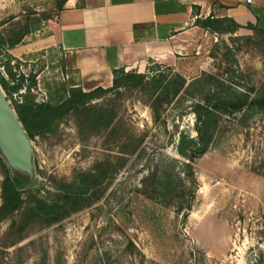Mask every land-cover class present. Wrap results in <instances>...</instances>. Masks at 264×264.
Listing matches in <instances>:
<instances>
[{
  "label": "rangeland",
  "instance_id": "374dc122",
  "mask_svg": "<svg viewBox=\"0 0 264 264\" xmlns=\"http://www.w3.org/2000/svg\"><path fill=\"white\" fill-rule=\"evenodd\" d=\"M30 3L17 19L0 20L3 34L25 23L34 29L36 18L40 27L58 11L55 0ZM247 37L225 35L215 41L205 35L200 69L188 74L181 66L159 70L183 74L188 83L207 73L241 90L257 89L264 86V56ZM19 62L10 65L17 76H34L29 95L35 101L56 103L71 80L76 84L70 61L51 50ZM27 86L12 100H21ZM193 103L182 95L163 107L156 123L146 91L121 90L108 102L117 114L109 128L80 129L68 117L53 133L31 140L33 192L53 191L107 158L127 161L106 179L99 201L55 225L33 223L18 235L20 213L0 222V264H264V112L222 118L213 144L194 162L199 186L187 216L142 195V179L166 158H179V134L196 136ZM2 174L0 166V185ZM112 174L113 167L107 176Z\"/></svg>",
  "mask_w": 264,
  "mask_h": 264
},
{
  "label": "trees",
  "instance_id": "16d2710c",
  "mask_svg": "<svg viewBox=\"0 0 264 264\" xmlns=\"http://www.w3.org/2000/svg\"><path fill=\"white\" fill-rule=\"evenodd\" d=\"M58 10L62 4L55 0ZM62 1V0H61ZM256 17L255 25H247L252 36L246 39L257 47L264 56V8L253 10ZM36 28L41 20H34ZM3 23L0 21V26ZM195 25L207 32L222 36L234 35L240 26L230 18L197 19ZM35 28V27H34ZM33 29L29 24L18 25L16 30L3 34L0 30V67L4 68L8 78L0 70V86L22 124L29 140L51 134L66 118L73 117L80 129H91L94 126L109 128L117 114L108 104L115 96H121V90L141 89L147 92L152 118L159 122L164 106L177 102L182 95L194 99L191 111L195 117V137L182 132L175 145L179 158H166L154 171L145 176L142 181V195L165 207H172L176 214L187 216L192 210L198 181L195 177L194 162L204 155L214 142L223 117H242L250 112H264V86L257 89L243 90L207 73L193 79H186L172 72H161L158 64L148 67L146 73L125 71L123 68L113 70L110 87H96L84 91L70 81L66 96L56 103L39 102L29 95V90L35 87L34 76L18 75L11 62L19 65V60L13 58L7 51L23 42L24 37ZM138 28L134 29L136 40L139 39ZM244 37V36H242ZM228 50V46H225ZM28 83L27 92L21 100H12ZM118 99V98H115ZM115 161L109 158L97 162L94 167L81 172L69 182H59L53 191L44 193L33 192L30 187L33 180L21 176L11 170L0 156L3 179L0 185V222L20 213L17 233L21 235L31 224L39 223L45 227L55 225L86 207L99 201L104 195L106 179L113 178L126 164V158L115 156ZM113 167V174L107 176L108 169Z\"/></svg>",
  "mask_w": 264,
  "mask_h": 264
},
{
  "label": "crops",
  "instance_id": "0c3cea01",
  "mask_svg": "<svg viewBox=\"0 0 264 264\" xmlns=\"http://www.w3.org/2000/svg\"><path fill=\"white\" fill-rule=\"evenodd\" d=\"M58 1L62 9L7 52L19 61L46 50L60 54L70 61L84 91L110 87L113 70L119 68L146 73L158 64L194 73L201 68V37L219 38L196 26L197 19L230 18L240 26L234 36H250L247 25L256 24L253 10L264 8V0ZM24 5L30 0H0V20L17 19Z\"/></svg>",
  "mask_w": 264,
  "mask_h": 264
},
{
  "label": "water",
  "instance_id": "95a60500",
  "mask_svg": "<svg viewBox=\"0 0 264 264\" xmlns=\"http://www.w3.org/2000/svg\"><path fill=\"white\" fill-rule=\"evenodd\" d=\"M0 156L14 172L35 178L31 141L0 86Z\"/></svg>",
  "mask_w": 264,
  "mask_h": 264
},
{
  "label": "built area",
  "instance_id": "2783aa9c",
  "mask_svg": "<svg viewBox=\"0 0 264 264\" xmlns=\"http://www.w3.org/2000/svg\"><path fill=\"white\" fill-rule=\"evenodd\" d=\"M246 2H248V3H251V2H252V0H246Z\"/></svg>",
  "mask_w": 264,
  "mask_h": 264
}]
</instances>
